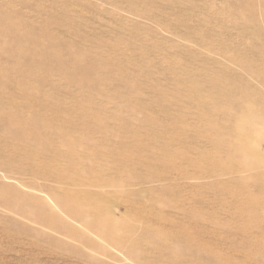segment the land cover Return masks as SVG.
I'll return each instance as SVG.
<instances>
[{"label":"rangeland","instance_id":"374dc122","mask_svg":"<svg viewBox=\"0 0 264 264\" xmlns=\"http://www.w3.org/2000/svg\"><path fill=\"white\" fill-rule=\"evenodd\" d=\"M0 264H264V0H0Z\"/></svg>","mask_w":264,"mask_h":264}]
</instances>
